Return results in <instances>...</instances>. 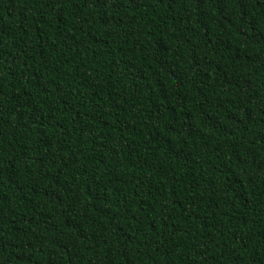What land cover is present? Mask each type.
Listing matches in <instances>:
<instances>
[{
	"label": "trees",
	"instance_id": "1",
	"mask_svg": "<svg viewBox=\"0 0 264 264\" xmlns=\"http://www.w3.org/2000/svg\"><path fill=\"white\" fill-rule=\"evenodd\" d=\"M0 264H264V0H0Z\"/></svg>",
	"mask_w": 264,
	"mask_h": 264
}]
</instances>
